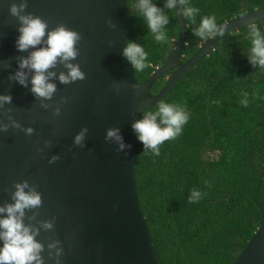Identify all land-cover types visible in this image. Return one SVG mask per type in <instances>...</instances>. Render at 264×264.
Instances as JSON below:
<instances>
[{
  "label": "water",
  "instance_id": "1",
  "mask_svg": "<svg viewBox=\"0 0 264 264\" xmlns=\"http://www.w3.org/2000/svg\"><path fill=\"white\" fill-rule=\"evenodd\" d=\"M18 2L0 0V95L12 97L0 109V122L8 124L12 117L33 133L11 127L0 133V206L13 203L15 183L27 180L41 193V207L26 210L24 223L37 228L45 221L53 223L50 230L40 228L36 237L44 246L45 264H57L55 250L50 258L48 249L55 241L63 250L59 264H163L139 199L132 124L165 99L189 71L220 50L225 36L264 22V8L225 24L222 37L205 41L183 64L188 25L177 5L182 35L176 49L140 84L122 56L129 38L128 0H27L26 14L46 21L49 30L63 24L82 37L79 56L72 63L80 65L86 78L67 85L55 79L52 100H40L31 93L30 83L23 87L9 80L18 70L19 58L33 51L16 50L20 24L9 7ZM49 71L58 77L66 69L57 64ZM171 71L167 86L154 95L155 83ZM85 128L83 145L76 146L74 139ZM113 128L131 146L124 152L105 140ZM53 156L59 159L49 163ZM235 264H264V220Z\"/></svg>",
  "mask_w": 264,
  "mask_h": 264
},
{
  "label": "trees",
  "instance_id": "2",
  "mask_svg": "<svg viewBox=\"0 0 264 264\" xmlns=\"http://www.w3.org/2000/svg\"><path fill=\"white\" fill-rule=\"evenodd\" d=\"M154 2L163 8L166 0ZM189 2L200 15L195 23L186 19L183 64L205 42L192 34L202 16L215 15L224 26L264 8V0ZM134 5L135 0H128V41L140 43L149 54V67L136 72L143 84L169 60L182 28L176 10H166L170 43L161 46L136 17ZM257 26L264 32V22ZM248 31L245 27L225 36L221 49L189 71L163 99L190 113L182 135L162 144L159 156L143 152L136 139L139 199L163 264H235L264 220V69L247 62ZM172 73L155 83L154 95L163 91ZM245 94L247 107L240 103ZM193 189L202 195L189 203Z\"/></svg>",
  "mask_w": 264,
  "mask_h": 264
},
{
  "label": "clouds",
  "instance_id": "3",
  "mask_svg": "<svg viewBox=\"0 0 264 264\" xmlns=\"http://www.w3.org/2000/svg\"><path fill=\"white\" fill-rule=\"evenodd\" d=\"M177 5L180 8V15L192 23L196 22L200 9L189 0H166L163 8L159 7L154 0H135L136 17L142 18L154 41L161 46H167L170 43L167 31L170 20L166 10L174 11ZM27 7V0H19L18 3H12L9 7V14L20 24L19 36L15 42L16 50L26 52L33 49L26 58H19L18 70L14 75L9 76V80L23 87H28L30 83V91L36 98L52 100L57 89L56 84L51 81L58 79L62 84L67 85L86 78L80 65L72 63L79 56L77 45L82 37L63 24L49 30L46 21L31 13L26 14ZM107 24L109 28L116 27L111 20H108ZM192 34L203 41H208L217 36L222 37L225 33L223 26L217 23L215 15H206L200 18ZM248 39L251 46L246 55L247 62L253 68L264 69V32L255 23L249 25ZM122 56L131 64L134 72H142L150 65L148 52L140 43L132 40L126 42ZM57 64L63 65L66 69L58 77L54 71H49ZM11 101L10 95H0V109ZM240 103L244 107L248 106L247 94ZM42 106L48 107V105ZM55 114H60L59 108L56 109ZM189 119L190 113L186 107L178 103H168L162 99L154 109L145 110L141 118L132 124V129L137 141L143 145V152H151L153 156H159L160 146L182 135ZM8 120V124L0 122V133H7L11 127L21 129L26 135H32V128H22L12 117ZM87 131L86 128L82 129L76 135L74 139L76 146L83 145ZM105 140L114 142L118 146V152H124L131 147L124 142L118 128L109 129ZM58 159L59 157L53 156L49 163H55ZM13 186L15 188L11 196L13 203L0 206V244H2L0 264H45L41 255L44 252V246L36 240V237L40 233V228L50 230L53 228V223L42 222L40 228L24 223L26 210L31 211L41 207V193L27 180L15 183ZM201 195L199 190L193 189L189 196V203L198 202ZM48 249L50 258H52V251L55 250V258L59 264V257L63 251L60 242L50 243Z\"/></svg>",
  "mask_w": 264,
  "mask_h": 264
}]
</instances>
